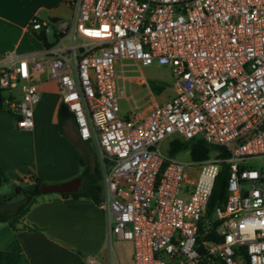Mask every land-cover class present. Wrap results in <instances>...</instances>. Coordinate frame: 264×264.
<instances>
[{
	"label": "built area",
	"instance_id": "obj_1",
	"mask_svg": "<svg viewBox=\"0 0 264 264\" xmlns=\"http://www.w3.org/2000/svg\"><path fill=\"white\" fill-rule=\"evenodd\" d=\"M70 5L68 21L32 17L28 27L52 34L50 78L77 136L93 144L106 240L130 241L133 264H264V168L243 164L264 158V0ZM126 61L167 67L175 93L161 103L149 88L128 93ZM42 65L0 54L2 108L20 129L34 125L40 93L30 67ZM173 137V146L201 140L215 153L184 162L161 151ZM222 162L227 196L201 226Z\"/></svg>",
	"mask_w": 264,
	"mask_h": 264
},
{
	"label": "crops",
	"instance_id": "obj_2",
	"mask_svg": "<svg viewBox=\"0 0 264 264\" xmlns=\"http://www.w3.org/2000/svg\"><path fill=\"white\" fill-rule=\"evenodd\" d=\"M71 15L70 0H0V54L10 52L20 58L34 56L35 60L43 62L37 70L30 67L29 82L36 85L40 93L31 129L15 125L14 117L2 108L1 99L6 94L0 92V167L14 186L25 187L32 176L44 183L78 176L75 126L67 120L64 124L70 134L63 127L62 132L58 129L57 108L62 92L57 82L50 78L44 45L28 27L32 17L54 24L68 21ZM124 65L142 67L129 61ZM124 76L126 89V84L130 86L132 81L144 84L139 80L144 78L142 74ZM141 90L130 88L134 92ZM174 93L172 85L170 90L157 96L152 94L153 101L161 103ZM13 94L19 96V90L15 88ZM121 100L120 108L125 113L129 103L124 100L125 105H121ZM22 224L35 225L39 229H24ZM105 232L104 214L91 199L63 197L59 193L42 194L23 215L16 230L0 222V250L15 239L26 260L19 264H133L132 243L115 239L109 244Z\"/></svg>",
	"mask_w": 264,
	"mask_h": 264
},
{
	"label": "trees",
	"instance_id": "obj_3",
	"mask_svg": "<svg viewBox=\"0 0 264 264\" xmlns=\"http://www.w3.org/2000/svg\"><path fill=\"white\" fill-rule=\"evenodd\" d=\"M44 45V47H49L50 42L47 41L46 35L41 34L36 36ZM71 120L73 122L72 116L66 105L60 101L57 108V125L58 129L61 131L63 124ZM76 147L79 151V173L78 176L81 177V185L77 191L69 193H61L63 197H72V198H87L91 199L96 205H98L102 198V185H101V173L98 167V162L92 146L85 148L86 156L82 155L83 144L87 141H82L77 136ZM182 149H188L189 155L192 160H201L207 158L212 151H215L216 148L211 147L205 144L201 140H191L187 144L176 143L175 146L170 148V154H175L181 151ZM225 155V153H221ZM227 177H228V165L225 162H222L218 175L215 180L211 198L208 203L206 210L205 218L211 216L213 208L225 200L227 196ZM8 179L5 175L4 170L0 167V186L3 183H7ZM44 181L38 177H30L29 183L25 186H29L28 190L24 189V186L21 187V200L15 205L12 211L3 210L0 211V222L8 224L12 229H17V224L20 223L21 218L29 209V207L40 197L42 194L39 190V185L43 184ZM10 199V197H9ZM202 226V223H201ZM21 228L32 230L39 229L35 225L22 224ZM202 231V227H201ZM206 240L210 238L206 235ZM21 261H26L25 258L21 255V247L17 240H12L5 249L0 250V264H19Z\"/></svg>",
	"mask_w": 264,
	"mask_h": 264
},
{
	"label": "rangeland",
	"instance_id": "obj_4",
	"mask_svg": "<svg viewBox=\"0 0 264 264\" xmlns=\"http://www.w3.org/2000/svg\"><path fill=\"white\" fill-rule=\"evenodd\" d=\"M47 39L49 41H53V36L51 33H47ZM141 74L144 76L146 83H144L143 85H139L132 81L130 86L127 83L126 91L128 93L130 91V88H132L133 90L134 89L144 90V89L149 88L151 93L157 96L158 94H160L161 92L165 90H170V88L173 85L171 74L167 67H164V66L159 67L157 65L142 66L141 69H138L136 66H131V65L130 66L127 65L124 67V75L126 76L135 77ZM17 90H19V87H17ZM124 100L125 99L121 100V105H125L122 103V102L125 103ZM62 127H63V130L67 134H70V130L66 127V124H64ZM175 138L176 137L167 138L160 143V148L163 153L170 154V148L174 145L175 140H176ZM74 140L78 142L76 136H74ZM83 145L84 146L82 147V155L85 157L86 156L85 148L88 147L89 145L93 147V144L87 141ZM214 153L215 151L211 152L212 155ZM171 155L184 162H189L191 160L188 149L181 150L178 153L171 154ZM243 164L247 168H253V169L264 168V158L248 159L244 161ZM20 193H21V189H18V186H14L11 182L3 183L0 186V211H3V210L12 211L15 205L22 198V195ZM201 223L202 225H206L207 224L206 218H203ZM114 240L115 239H113L111 242L114 243L115 242ZM235 264H243V262L240 259H236Z\"/></svg>",
	"mask_w": 264,
	"mask_h": 264
},
{
	"label": "water",
	"instance_id": "obj_5",
	"mask_svg": "<svg viewBox=\"0 0 264 264\" xmlns=\"http://www.w3.org/2000/svg\"><path fill=\"white\" fill-rule=\"evenodd\" d=\"M81 185V177L75 176L69 180L62 181V182H54V183H43L39 185V190L41 194H49V193H69L74 192L79 189ZM30 187L25 186L24 189L28 190ZM18 189H21L18 186Z\"/></svg>",
	"mask_w": 264,
	"mask_h": 264
}]
</instances>
